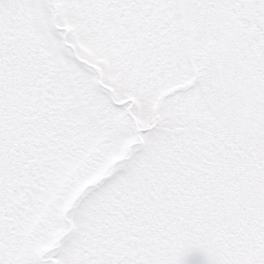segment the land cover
Listing matches in <instances>:
<instances>
[{
    "label": "snow or ice",
    "instance_id": "snow-or-ice-1",
    "mask_svg": "<svg viewBox=\"0 0 264 264\" xmlns=\"http://www.w3.org/2000/svg\"><path fill=\"white\" fill-rule=\"evenodd\" d=\"M0 264H264V0H0Z\"/></svg>",
    "mask_w": 264,
    "mask_h": 264
}]
</instances>
